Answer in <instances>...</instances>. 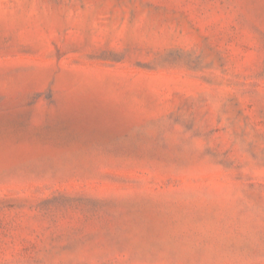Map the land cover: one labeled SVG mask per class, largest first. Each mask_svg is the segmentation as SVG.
<instances>
[{
  "label": "rangeland",
  "instance_id": "rangeland-1",
  "mask_svg": "<svg viewBox=\"0 0 264 264\" xmlns=\"http://www.w3.org/2000/svg\"><path fill=\"white\" fill-rule=\"evenodd\" d=\"M0 264H264V0H0Z\"/></svg>",
  "mask_w": 264,
  "mask_h": 264
}]
</instances>
